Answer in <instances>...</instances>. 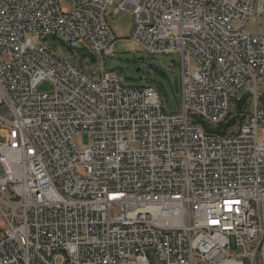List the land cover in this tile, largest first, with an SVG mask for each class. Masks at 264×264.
Wrapping results in <instances>:
<instances>
[{
  "label": "built area",
  "instance_id": "obj_1",
  "mask_svg": "<svg viewBox=\"0 0 264 264\" xmlns=\"http://www.w3.org/2000/svg\"><path fill=\"white\" fill-rule=\"evenodd\" d=\"M114 2L0 0V264H264L262 1H118L180 59L170 112L108 68Z\"/></svg>",
  "mask_w": 264,
  "mask_h": 264
},
{
  "label": "rangeland",
  "instance_id": "obj_2",
  "mask_svg": "<svg viewBox=\"0 0 264 264\" xmlns=\"http://www.w3.org/2000/svg\"><path fill=\"white\" fill-rule=\"evenodd\" d=\"M119 0H115L108 10L107 17L111 24L116 39L114 40L115 54L106 57L108 68L118 69L123 83L132 85L152 84L158 87L162 95V102L167 112L178 110V101L181 97V64L178 55L175 53L148 54L142 45L132 35L133 15L129 8L120 9L119 12H113L114 7ZM262 5H264V0ZM249 30L258 32L264 30V9L257 11L249 23ZM67 56L77 62L84 56L79 51L66 50ZM81 63V61H80ZM152 64L157 67V71L151 68ZM81 65V64H80ZM82 66V65H81ZM140 67V71L136 68ZM163 72L164 74L160 73ZM98 74V70L96 71ZM53 87L50 79H44L37 85L40 91H48ZM264 92V85L260 86ZM242 91L239 92L241 94ZM250 106V105H249ZM233 112H236V103L234 102ZM246 105H243V109ZM239 120L235 121L228 129L234 131L239 126ZM261 136V134H260ZM76 143L80 147H85L90 142L87 133L75 137ZM135 144V143H131ZM2 216L0 214V220Z\"/></svg>",
  "mask_w": 264,
  "mask_h": 264
},
{
  "label": "trees",
  "instance_id": "obj_3",
  "mask_svg": "<svg viewBox=\"0 0 264 264\" xmlns=\"http://www.w3.org/2000/svg\"><path fill=\"white\" fill-rule=\"evenodd\" d=\"M73 51V50H72ZM81 54L84 56V57H86V53H84V52H81ZM93 58V57H92ZM241 106H242V103H238L237 105H236V112L241 108Z\"/></svg>",
  "mask_w": 264,
  "mask_h": 264
},
{
  "label": "water",
  "instance_id": "obj_4",
  "mask_svg": "<svg viewBox=\"0 0 264 264\" xmlns=\"http://www.w3.org/2000/svg\"><path fill=\"white\" fill-rule=\"evenodd\" d=\"M149 66H150L151 68H153L154 70H156V71L158 70V69H157V67H156V66H154V65H152V64H150ZM140 69H141V68H140V67H138V68H136V71H140ZM160 73H161V74H164V73H163V72H161V71H160Z\"/></svg>",
  "mask_w": 264,
  "mask_h": 264
}]
</instances>
